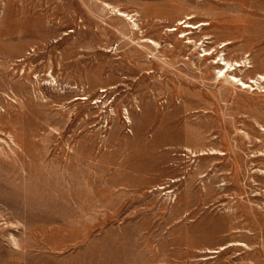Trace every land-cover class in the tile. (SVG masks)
<instances>
[{"label": "rangeland", "instance_id": "obj_1", "mask_svg": "<svg viewBox=\"0 0 264 264\" xmlns=\"http://www.w3.org/2000/svg\"><path fill=\"white\" fill-rule=\"evenodd\" d=\"M0 264H264V0H0Z\"/></svg>", "mask_w": 264, "mask_h": 264}, {"label": "bare ground", "instance_id": "obj_2", "mask_svg": "<svg viewBox=\"0 0 264 264\" xmlns=\"http://www.w3.org/2000/svg\"><path fill=\"white\" fill-rule=\"evenodd\" d=\"M119 15V14H118ZM121 16V15H120ZM190 25H188V24H185V27H189ZM192 27V26H191Z\"/></svg>", "mask_w": 264, "mask_h": 264}]
</instances>
